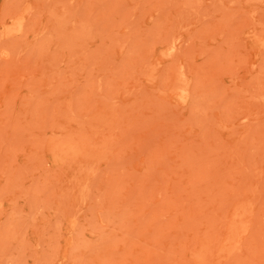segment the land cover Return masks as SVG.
Wrapping results in <instances>:
<instances>
[{"label":"rangeland","instance_id":"1","mask_svg":"<svg viewBox=\"0 0 264 264\" xmlns=\"http://www.w3.org/2000/svg\"><path fill=\"white\" fill-rule=\"evenodd\" d=\"M0 264H264V0H0Z\"/></svg>","mask_w":264,"mask_h":264}]
</instances>
